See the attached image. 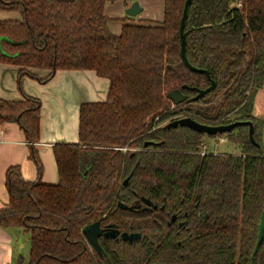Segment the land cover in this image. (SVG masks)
<instances>
[{"label":"trees","instance_id":"obj_1","mask_svg":"<svg viewBox=\"0 0 264 264\" xmlns=\"http://www.w3.org/2000/svg\"><path fill=\"white\" fill-rule=\"evenodd\" d=\"M116 1L0 0V12L20 16L0 21V63L20 69L21 89L25 77L45 83L63 70H91L110 82L105 102L82 105L79 143L54 145L57 184L27 181L20 167L10 168L0 228L30 237L28 261L14 264H96L82 230L98 221L143 236L117 249L128 259L110 264H144L150 254L169 264H251L264 213V119L253 115L264 84V0H193L184 34L197 70L181 55L186 0H165L162 22L122 19L120 35L105 13ZM211 81L215 89L198 101L168 98L177 89L194 98ZM40 118L36 98L0 100V124L17 122L32 142L40 139ZM183 118L252 122L259 147L243 125L226 134L238 153L202 155L205 134L167 127ZM126 147L132 151L117 149ZM141 198L158 209L118 206ZM167 213L185 226H169ZM254 264H264V239Z\"/></svg>","mask_w":264,"mask_h":264},{"label":"crops","instance_id":"obj_2","mask_svg":"<svg viewBox=\"0 0 264 264\" xmlns=\"http://www.w3.org/2000/svg\"><path fill=\"white\" fill-rule=\"evenodd\" d=\"M134 3H138L142 11L136 17H129L126 11ZM164 10L165 0H117L106 6L105 13L111 19L110 30L120 35L125 24L122 19L132 18L128 22L134 23L162 22ZM3 13L8 12H0V21L20 19L19 14L10 12L11 16H8ZM19 70L17 66L0 63V100L20 102L26 96L40 100V139L37 142L29 140L17 122L0 124V209L9 206L6 185L7 174L12 167H20L27 181H41L51 185L59 182L54 145L79 143L82 105L105 102L110 88L109 80L94 71L63 70L45 83L25 77L21 89ZM31 72L41 79L48 75L43 70ZM33 151H36L38 161L32 156ZM22 235L27 234L0 228V264H14L19 260L20 255L15 254V245Z\"/></svg>","mask_w":264,"mask_h":264},{"label":"water","instance_id":"obj_3","mask_svg":"<svg viewBox=\"0 0 264 264\" xmlns=\"http://www.w3.org/2000/svg\"><path fill=\"white\" fill-rule=\"evenodd\" d=\"M193 0H186L185 7H184V13H183V18L181 21V36H182V43H181V55L184 63L189 66L192 70H197L196 68L192 67L191 64L188 61L187 55H186V46H187V39L186 35L184 34V29H185V24H186V18L188 15L189 8L192 4ZM142 9L140 8L138 3H134L131 8H129L126 11L127 16L129 17H136L141 13ZM207 75L208 72L204 71ZM216 87V83L214 81H211V86L206 88V89H198L197 90V95L194 98L188 99L185 94L182 93L181 90H173L168 94V98L174 102L175 105H179L185 101L187 102H194L202 99L205 95L210 93L212 90H214ZM243 125H248L249 126V136L251 141L259 147V144L256 143L255 141V127L252 122H243V121H236L228 125H221V126H207L200 124L191 118H183V119H178L175 121H172L168 124V128H177L179 126L181 127H188L198 133L205 134L207 136H218V135H224L232 132L239 126ZM149 143H146L145 146H148ZM129 183V179H126L124 182V186H127ZM143 202L147 205V208L153 207L154 209L157 208L151 200L143 198ZM119 208L122 210H133L136 207H128L127 205L123 203H119ZM138 208V207H137ZM147 208H144L146 210ZM175 221V217L172 219L171 223ZM111 228H115L114 225L110 226ZM104 230H101L100 228V222H95L92 224H89L84 227L82 230V233L88 243L92 246V248L98 252L101 253L102 248L99 244V237L103 234ZM119 233L118 231L113 230L112 233H105L104 236L106 238L112 237L115 238L116 234ZM142 238V235L140 233H123L122 234V239L124 241H129L133 242L135 240H140ZM264 239V213L261 218V223H260V228H259V234H258V240L254 249V252L251 257V264L255 263L256 255L258 253V250L263 242Z\"/></svg>","mask_w":264,"mask_h":264},{"label":"flooded vegetation","instance_id":"obj_4","mask_svg":"<svg viewBox=\"0 0 264 264\" xmlns=\"http://www.w3.org/2000/svg\"><path fill=\"white\" fill-rule=\"evenodd\" d=\"M155 206H157V205H155ZM128 207H136L133 210H129V211L138 212V211H145L144 208H147V205L143 202V198H141L139 200H136V202L134 204H132L131 206H128ZM157 209H158V206L155 209L153 207H150V208H147L146 211H153V210H157ZM167 216H168V222H167L168 225L169 226L173 225L175 230L176 229L181 230L185 226V221L181 220L180 216H178L177 214L170 215V214L167 213ZM186 216H187V214H186ZM174 217H175V221L173 223H171V221H172V219ZM98 222H100L101 230H104L103 234L99 237V240H98L99 244H100V246L102 248L101 253L96 252L92 248V246L88 243V241L86 240L87 241V246H88L90 252L92 253V255L94 256L96 264H110L111 259H113L115 257H117L116 260H119L120 262H121V258L122 259L123 258L124 259H128L129 254H121V253H119L117 251V249L122 248V247H131V248H133L134 246H137V244H139L143 240V236H142V238L140 240H135L133 242L124 241L122 239V234L123 233L132 234L134 232H127V231L119 228V226L116 225L113 222H109V223H106V224H103L102 221H98ZM112 225H114L115 228H111L110 226H112ZM113 230L119 232V233L116 234L115 238H112V237L106 238L104 236L105 233H109L110 234V233L113 232ZM150 245H151V242L147 241L146 242V246L148 247ZM141 255L142 256H147L148 254H141ZM154 255H156V254H150V256L148 258H146V259L143 258L142 260H143L144 264H169L166 261L163 262L162 260H154L153 259ZM126 264H128V263H126Z\"/></svg>","mask_w":264,"mask_h":264},{"label":"rangeland","instance_id":"obj_5","mask_svg":"<svg viewBox=\"0 0 264 264\" xmlns=\"http://www.w3.org/2000/svg\"><path fill=\"white\" fill-rule=\"evenodd\" d=\"M4 15H10V12L3 13ZM253 115L258 116L261 119H264V84L263 87L258 91L256 94L255 100H254V110ZM236 115H233L231 118L234 119ZM227 135H218L217 138H209L207 135H205L203 142L206 146L205 153H219V154H236L239 152V148L236 145H233L226 137ZM221 138L224 139V141L221 142ZM262 148L264 151V129H263V136H262ZM17 250V251H16ZM22 254H18V253ZM15 254L23 256V258L28 261L29 254H30V237L29 235H22L18 238L17 243L15 245ZM20 256L18 257L20 259Z\"/></svg>","mask_w":264,"mask_h":264},{"label":"built area","instance_id":"obj_6","mask_svg":"<svg viewBox=\"0 0 264 264\" xmlns=\"http://www.w3.org/2000/svg\"><path fill=\"white\" fill-rule=\"evenodd\" d=\"M236 6H237V8H239V9L242 8V2H241V1H237ZM222 141H224L223 138H221V142H222ZM205 148H206V146L203 145V149H204V151H205ZM117 149L123 151L124 153L128 152L129 150H131V149H128L127 147H126V148H117ZM131 151H132V150H131ZM204 151L202 150V155L205 154Z\"/></svg>","mask_w":264,"mask_h":264}]
</instances>
